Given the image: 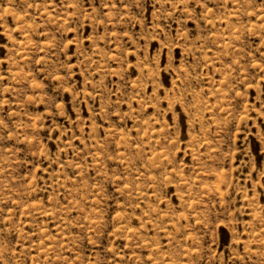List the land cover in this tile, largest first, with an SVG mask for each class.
Segmentation results:
<instances>
[{"label":"rangeland","instance_id":"1","mask_svg":"<svg viewBox=\"0 0 264 264\" xmlns=\"http://www.w3.org/2000/svg\"><path fill=\"white\" fill-rule=\"evenodd\" d=\"M0 264H264V0H0Z\"/></svg>","mask_w":264,"mask_h":264}]
</instances>
